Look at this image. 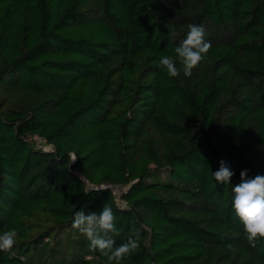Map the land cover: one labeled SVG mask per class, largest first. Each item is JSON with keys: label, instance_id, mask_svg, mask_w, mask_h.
Segmentation results:
<instances>
[{"label": "trees", "instance_id": "16d2710c", "mask_svg": "<svg viewBox=\"0 0 264 264\" xmlns=\"http://www.w3.org/2000/svg\"><path fill=\"white\" fill-rule=\"evenodd\" d=\"M191 23L211 49L170 77ZM245 170L264 176V0H0V264H106L72 227L106 204L117 246L141 229L123 264H264L232 207Z\"/></svg>", "mask_w": 264, "mask_h": 264}, {"label": "clouds", "instance_id": "9594fccd", "mask_svg": "<svg viewBox=\"0 0 264 264\" xmlns=\"http://www.w3.org/2000/svg\"><path fill=\"white\" fill-rule=\"evenodd\" d=\"M187 29L186 37L175 47V57L163 56L159 60L160 67L173 78L180 77L181 70L184 77L191 78L193 71L206 61L211 49L202 25L191 23ZM170 37L175 39L176 33L171 32ZM177 58L182 68L177 67ZM212 174L221 185L231 184L234 175L224 161H220V168ZM232 192V207L244 225L248 244L255 248L264 241V176L250 179L247 171H242L241 183L232 186ZM72 227L87 239L92 251L106 258V264H123L140 247L141 229L135 225L129 238L117 246L115 237L120 236V231L110 204L104 205L99 214L86 213L84 209L76 211ZM18 235L15 228L0 233V252L12 253Z\"/></svg>", "mask_w": 264, "mask_h": 264}]
</instances>
